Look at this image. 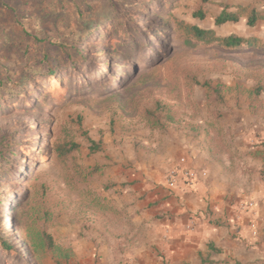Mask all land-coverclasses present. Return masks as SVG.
<instances>
[{
	"label": "rangeland",
	"instance_id": "obj_1",
	"mask_svg": "<svg viewBox=\"0 0 264 264\" xmlns=\"http://www.w3.org/2000/svg\"><path fill=\"white\" fill-rule=\"evenodd\" d=\"M239 1L0 0V143L15 155L8 166L9 152L0 155V233L13 247L0 249V264H98V239L128 226L110 206L126 178L104 175L133 172L135 156L155 151L170 130L216 137L247 118L252 136L264 132V90L261 106L247 102L251 87L264 88V52L199 46L174 23L264 42V24L214 26L219 4ZM255 6L264 10V0ZM118 17L132 23V38L115 36ZM86 136L100 153L90 154ZM65 144L79 149L60 163L56 147Z\"/></svg>",
	"mask_w": 264,
	"mask_h": 264
},
{
	"label": "crops",
	"instance_id": "obj_2",
	"mask_svg": "<svg viewBox=\"0 0 264 264\" xmlns=\"http://www.w3.org/2000/svg\"><path fill=\"white\" fill-rule=\"evenodd\" d=\"M249 122L216 137L170 130L155 151L135 156L133 172L104 175L126 178L110 206L128 226L122 237L98 239V264H264V132L252 136ZM174 168L197 179L169 185Z\"/></svg>",
	"mask_w": 264,
	"mask_h": 264
},
{
	"label": "trees",
	"instance_id": "obj_3",
	"mask_svg": "<svg viewBox=\"0 0 264 264\" xmlns=\"http://www.w3.org/2000/svg\"><path fill=\"white\" fill-rule=\"evenodd\" d=\"M219 7L221 8L220 13L214 18V26L216 28H219L226 24H237L240 19L245 18L246 19V26L250 29H254L257 26V23L259 21L264 22V10L257 9L254 5H236L234 7L228 6L227 4H219ZM194 18H199L201 20L204 19L205 14L202 11H197L193 15ZM176 29L179 34H181L186 39L192 41L193 43L199 45V46H205V47H216L218 49H222L225 51H249L252 49H257L260 52H264V42L256 37V36H239L234 34H229L227 36H220L218 35L214 30L203 28L199 26L196 23H186L182 20L175 19L174 21ZM124 24V25H123ZM132 23L123 20V18L118 17V21H116V27H115V36L119 37L121 40L125 38H132ZM113 25V23H112ZM123 26H127V30L123 29ZM89 34V33H87ZM161 36L162 33H159ZM80 51H78L79 53ZM81 56L80 59L85 60V58H82V53L78 54ZM67 67L68 69L72 68L75 64L74 60L69 57L67 61ZM32 82V81H31ZM207 88L209 92H213L214 94L220 93L219 87H212L210 83H205L203 85ZM264 88L263 86L256 84L255 86L251 87L247 94V102L250 107L257 106L258 104L262 105V102L260 100V95L263 92ZM260 105V106H261ZM1 112V110H0ZM79 121L78 123H80ZM86 139L89 141V151L90 154H97L102 151V145L101 143H95L92 141L89 137L86 136ZM0 155L3 156L1 153L2 150L9 152L8 154V160L6 162V166L10 165L12 163V160H14L15 155L13 153V147L9 145V143H6V139H2L0 143ZM79 149V146L77 144H65L60 145L56 147V156L55 158L58 160V162L63 163L66 159L67 155L77 151ZM92 173H88V175H91ZM3 203L0 201V206ZM5 226V225H4ZM13 228V225H11L10 228L4 227V231L9 232ZM43 238V245L48 250H54L56 248L55 242L53 237L44 232L42 234ZM12 242L9 239L8 236H1L0 233V249L3 252L6 251H13Z\"/></svg>",
	"mask_w": 264,
	"mask_h": 264
},
{
	"label": "built area",
	"instance_id": "obj_4",
	"mask_svg": "<svg viewBox=\"0 0 264 264\" xmlns=\"http://www.w3.org/2000/svg\"><path fill=\"white\" fill-rule=\"evenodd\" d=\"M179 176H181L182 179L189 183L197 179V175L193 171L174 168L168 171L166 180L169 185H173L176 182V179L179 178Z\"/></svg>",
	"mask_w": 264,
	"mask_h": 264
},
{
	"label": "bare ground",
	"instance_id": "obj_5",
	"mask_svg": "<svg viewBox=\"0 0 264 264\" xmlns=\"http://www.w3.org/2000/svg\"><path fill=\"white\" fill-rule=\"evenodd\" d=\"M7 215H8V224H7V226H6V228H10L11 227V219H10V215H11V213H7ZM19 239V238H18ZM25 248V247H24Z\"/></svg>",
	"mask_w": 264,
	"mask_h": 264
}]
</instances>
